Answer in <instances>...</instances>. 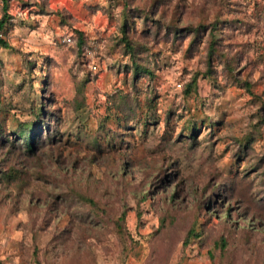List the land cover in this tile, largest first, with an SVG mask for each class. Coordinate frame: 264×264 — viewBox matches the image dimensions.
<instances>
[{"label": "rangeland", "instance_id": "obj_1", "mask_svg": "<svg viewBox=\"0 0 264 264\" xmlns=\"http://www.w3.org/2000/svg\"><path fill=\"white\" fill-rule=\"evenodd\" d=\"M129 1L139 77L122 0H9L0 264H264V0Z\"/></svg>", "mask_w": 264, "mask_h": 264}, {"label": "trees", "instance_id": "obj_2", "mask_svg": "<svg viewBox=\"0 0 264 264\" xmlns=\"http://www.w3.org/2000/svg\"><path fill=\"white\" fill-rule=\"evenodd\" d=\"M115 1V0H114ZM119 1V0H118ZM123 1V8L121 10V16L123 17V24H122V31L125 33L123 36V39H121L122 42H125V48L126 54L130 55V63L127 64V66L129 67V65L135 67V71H136V77H139V75L142 74V72H148L150 73L151 70L147 67V66H141L138 61H137V51L135 50V46L133 44V42L128 39L126 36V33L128 31V29H130V27L132 28V25L135 24V20L137 17H142L144 16V20H149L152 19V21L155 23V26L158 28H161L163 23H162V19H158L157 17H162L164 15V12H166V8H159V6H157V4H151V9L144 7L143 9L137 8L136 9V5H133V1H129V0H122ZM136 1V0H135ZM2 10H3V15L0 19V44L5 46V47H9V43L7 42V40L4 38V33L6 32L5 30L8 31L10 25V19H11V15L9 14V0H4V4L2 5ZM136 9V10H135ZM160 10H162L161 14H160ZM64 10H61L59 12V14H62L64 16ZM134 12V14L132 15V13ZM201 27H204V25H200ZM171 30L172 32L175 33V36H179L182 35V31L185 27L180 26L179 24H177L176 22L172 23L171 25ZM192 28V26H188L186 27V29L190 30ZM214 28L216 29L217 27L214 26ZM196 30H198L197 28H194ZM75 32L78 34V38H77V45H78V49L80 50H87V48L85 47V45L87 44V38H86V33L83 30H80L79 28H74ZM70 37V41H74L75 39V35L73 36H69ZM89 45V44H88ZM214 50H211V54L210 56L213 54ZM142 67V68H141ZM39 108H35L34 111H36V114L39 116V118H42L45 114V109L44 106L41 105V108L38 110ZM27 127V126H26ZM193 129V128H191ZM19 137L22 138L24 135L27 136V138L25 139V144L28 150L30 151H34L35 149V142H36V138L34 137L36 134L34 133V128L33 127H28V128H22L19 130ZM195 135V134H194ZM192 138H195V136H193ZM124 216H121V219H123ZM191 234H194V228H191L188 231V235L187 237L189 238L191 236ZM223 241H225V238H222Z\"/></svg>", "mask_w": 264, "mask_h": 264}, {"label": "built area", "instance_id": "obj_3", "mask_svg": "<svg viewBox=\"0 0 264 264\" xmlns=\"http://www.w3.org/2000/svg\"><path fill=\"white\" fill-rule=\"evenodd\" d=\"M68 40H69V41L71 40L70 37H68ZM93 68H94V69H97V65L94 64Z\"/></svg>", "mask_w": 264, "mask_h": 264}]
</instances>
